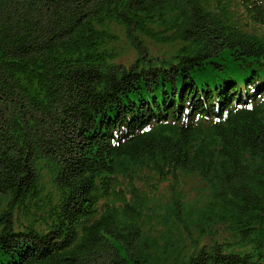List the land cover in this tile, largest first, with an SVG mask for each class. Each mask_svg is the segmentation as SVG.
Segmentation results:
<instances>
[{
	"label": "trees",
	"instance_id": "16d2710c",
	"mask_svg": "<svg viewBox=\"0 0 264 264\" xmlns=\"http://www.w3.org/2000/svg\"><path fill=\"white\" fill-rule=\"evenodd\" d=\"M0 264H264V0H0Z\"/></svg>",
	"mask_w": 264,
	"mask_h": 264
},
{
	"label": "rangeland",
	"instance_id": "374dc122",
	"mask_svg": "<svg viewBox=\"0 0 264 264\" xmlns=\"http://www.w3.org/2000/svg\"><path fill=\"white\" fill-rule=\"evenodd\" d=\"M235 12H234V17L233 20H236L239 23V20L242 23H247L248 26H252L253 24V20L251 18V14H249L247 12V10L245 9V7L243 5L240 6V8H242L243 10H238V3L235 5ZM127 57L131 58L132 54L130 52H127Z\"/></svg>",
	"mask_w": 264,
	"mask_h": 264
}]
</instances>
